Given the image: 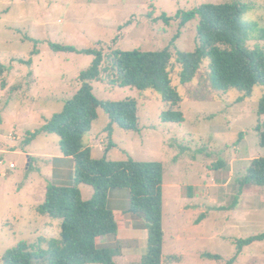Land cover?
Instances as JSON below:
<instances>
[{
  "label": "rangeland",
  "instance_id": "1",
  "mask_svg": "<svg viewBox=\"0 0 264 264\" xmlns=\"http://www.w3.org/2000/svg\"><path fill=\"white\" fill-rule=\"evenodd\" d=\"M235 1L0 0V66L4 67L0 73V264L20 243L45 251L41 237L59 239L61 221L41 216L37 208L44 203L49 186H69L75 177L74 160L57 159L63 157L58 136L41 134L30 145L24 144L28 133L40 130L63 111L81 88L80 74L94 60V56L55 53L49 43L99 50L106 60L115 50L168 48L176 56L199 45V21L180 28L179 12ZM238 1L253 4L244 19L264 27V0ZM34 40L42 42L40 55L32 58L31 67L18 63L31 58ZM256 45L264 49V42L249 44ZM206 67L207 63L187 86L181 85L178 71L173 74V85L184 99L182 124L162 123L166 107L153 91L120 89L106 76L103 82L92 83L100 101L135 100L139 109V132L114 126L111 135L107 131L110 119L99 110V119L84 139L93 157H104L113 144L107 155L110 161L133 159L164 166V264H169L171 256L180 257L178 264H228L236 254L237 240L264 233V187L247 186L240 191L239 186L251 162L264 157L256 132L264 123L258 114L264 87H256L244 99L232 91L206 102L193 101L190 92L200 85ZM81 191L84 200L94 195L90 186L82 185ZM109 205L120 230L102 238L98 247L121 246L123 255L115 264H142L148 233L129 238L130 226L144 225L141 218L128 213L129 191L112 190ZM203 254L221 260L205 259ZM234 264H264V242L246 247Z\"/></svg>",
  "mask_w": 264,
  "mask_h": 264
},
{
  "label": "trees",
  "instance_id": "2",
  "mask_svg": "<svg viewBox=\"0 0 264 264\" xmlns=\"http://www.w3.org/2000/svg\"><path fill=\"white\" fill-rule=\"evenodd\" d=\"M252 10L253 4L237 0L204 4L192 11L179 12L177 19L180 20V28L199 21V45L195 51H180L176 56L168 48L159 51L115 50L106 60L99 50H81L49 43V48L55 53L94 56V60L80 74L81 88L67 102L63 111L40 130L28 133L24 144L30 145L41 134L58 136L62 156L75 162V177L69 186H49L44 203L37 208L41 216L61 221L59 239L41 237L39 243L46 247L45 251L20 243L4 255L3 264H115V259L123 255V248L110 245L98 247L102 238L117 235L120 229L109 205L112 190H128V213L144 221L148 246L142 264H164V166L159 162H137L133 159L110 161L107 155L110 148L115 147L113 144L104 157H93L92 149L84 139L99 119V110H103L110 119L107 131L111 135L114 126L128 132H139V109L135 100L100 101L93 94L92 83L103 82L106 76L114 87L159 94L166 107L161 113L164 124H182L185 121L181 111L184 99L173 85L175 71H178L181 85L187 86L196 80L207 63L206 73L200 77V85L190 92L193 101L206 102L214 95L232 91L243 94L242 99L249 98L256 87H264V49L259 45L254 48L249 46L251 42H264V27L244 19ZM33 42L35 49L31 52V58L27 61L17 60L18 63L31 67L32 58L40 55L38 46L42 42ZM3 70L4 67L0 66L1 74ZM258 114L264 117V97L259 103ZM256 132L260 146L264 148V123L256 127ZM82 185L93 188L94 195L90 200H84ZM239 186L240 191L247 186L264 187V157L251 162ZM257 242H264V233L237 240L236 254L228 264H234L246 247ZM202 258L221 260V257L211 254H203ZM167 262L178 264L181 259L171 256Z\"/></svg>",
  "mask_w": 264,
  "mask_h": 264
},
{
  "label": "crops",
  "instance_id": "3",
  "mask_svg": "<svg viewBox=\"0 0 264 264\" xmlns=\"http://www.w3.org/2000/svg\"><path fill=\"white\" fill-rule=\"evenodd\" d=\"M57 159H59V160H63L64 161V157H59V158H57ZM68 160V159H67ZM130 231H131V235H130V237L129 238H131V240H135V238H136V236H137V234H139L140 232H145V231H147V230H143V228H135L133 225L132 226H130L129 228H128ZM120 230V229H119ZM147 233H148V231H147ZM179 239L181 238V236L180 237H178ZM122 257V256H121ZM118 259V258H117Z\"/></svg>",
  "mask_w": 264,
  "mask_h": 264
}]
</instances>
